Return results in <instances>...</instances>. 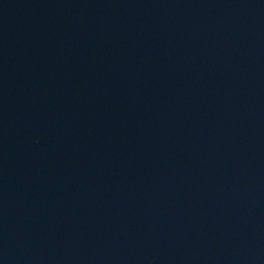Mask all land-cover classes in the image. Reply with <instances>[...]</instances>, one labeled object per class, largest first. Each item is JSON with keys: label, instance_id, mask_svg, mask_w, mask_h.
Instances as JSON below:
<instances>
[{"label": "water", "instance_id": "obj_1", "mask_svg": "<svg viewBox=\"0 0 264 264\" xmlns=\"http://www.w3.org/2000/svg\"><path fill=\"white\" fill-rule=\"evenodd\" d=\"M0 264H264V0H0Z\"/></svg>", "mask_w": 264, "mask_h": 264}]
</instances>
